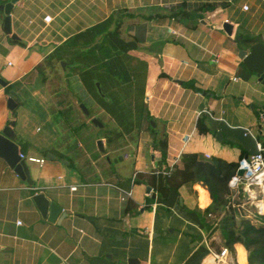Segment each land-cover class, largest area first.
Wrapping results in <instances>:
<instances>
[{
	"label": "crops",
	"instance_id": "0c3cea01",
	"mask_svg": "<svg viewBox=\"0 0 264 264\" xmlns=\"http://www.w3.org/2000/svg\"><path fill=\"white\" fill-rule=\"evenodd\" d=\"M4 19L0 11L6 83L0 134L14 122L20 155L45 162L28 164L30 186L0 158V264H211L208 248L220 249L224 240L219 232L208 237L198 213L212 204L208 191L172 180V189L158 193L135 177L166 167L174 172L184 154L237 163L264 146V0H19L11 13L14 39ZM93 31L100 33L95 44L108 34L130 71L145 80L153 121L123 142L91 135L89 129H103L92 114L64 118L65 130L53 119L65 110L81 112L84 103L70 92L67 72ZM77 79L96 117L102 111L108 122L85 80ZM11 92L26 97L15 110L8 108ZM200 121L207 134H200ZM164 140L165 162L155 147ZM112 159H119L115 166ZM37 194L63 210L55 222L41 216L32 200Z\"/></svg>",
	"mask_w": 264,
	"mask_h": 264
},
{
	"label": "trees",
	"instance_id": "16d2710c",
	"mask_svg": "<svg viewBox=\"0 0 264 264\" xmlns=\"http://www.w3.org/2000/svg\"><path fill=\"white\" fill-rule=\"evenodd\" d=\"M99 35L98 31H93L88 38L86 37L88 49L81 52L79 58L84 53L92 58H98V62L95 64L86 63L87 71H93L94 74L91 76L93 82L96 83L95 94L92 90L89 93H92V97L96 98L105 112L110 115L109 129L104 138L108 144H111L114 141L123 142L128 133L139 129L145 120L150 123L153 118L150 117L145 104L144 78L137 77L130 71L125 56L114 48L108 34L103 36L102 42L95 44ZM108 49L111 50V53H107ZM50 59L52 61L54 57H50ZM77 60L78 56L74 58L73 63H76ZM51 61L38 66V69L42 71L51 66ZM97 84H99V88ZM6 90L9 92L11 87ZM80 103L83 102L80 100ZM84 105L88 108L85 102ZM89 111L92 114L90 109ZM128 112H130V117L127 115ZM73 113L80 115L81 112L69 109L56 113L53 119L56 124L60 125V129L65 130L63 119H74ZM98 120L105 129V124L99 118ZM150 129L153 130L151 125ZM198 129L202 135L209 132L202 121L199 122ZM154 135L156 134L154 133ZM155 147L160 148L163 162H165L168 149L167 141L155 142ZM239 162L230 163L219 158L206 159L198 154H184L181 157L180 169L176 167L174 172H171L166 167L161 171L152 172L149 174L150 177L143 176L141 180L142 175L137 174L135 184H141L142 181L147 182L158 193L164 188L172 189V180L180 181L183 185H201L208 191L212 200L211 206L205 212L198 211L202 224L209 231L208 237L211 238L215 233L220 232L224 246L230 250L234 248V244H242L248 253V264H264V216H256V223H254L239 214L233 207V194L229 188V182L235 176ZM235 203L239 204L238 201ZM239 216L241 220L238 222Z\"/></svg>",
	"mask_w": 264,
	"mask_h": 264
},
{
	"label": "water",
	"instance_id": "95a60500",
	"mask_svg": "<svg viewBox=\"0 0 264 264\" xmlns=\"http://www.w3.org/2000/svg\"><path fill=\"white\" fill-rule=\"evenodd\" d=\"M19 2V0H10L9 3L0 5V11L4 14V25L3 29L6 32L8 36H11L12 39L16 38L12 34V19H11V13L14 8V6ZM229 33H231V28L229 30ZM63 67L65 64H62ZM264 77L262 78V80ZM0 85L5 87L6 83L0 79ZM97 87L99 88V84H97ZM16 101H21L20 97L15 93H10V98L8 100V108L10 110H15L18 106V103ZM80 110L83 113L84 116L87 118L91 117V113L88 110V108L84 105H80ZM92 123L100 128L103 127V125L99 122L98 119L93 118ZM15 123L13 122L11 125L4 128L2 134H0V158L5 160L9 167L14 171V173L20 178L21 181L27 183L30 186L34 185V182L32 181L31 175H30V167L28 166L26 160L22 159L20 157V153L18 150V146L15 143L16 141V135L14 132ZM220 135V134H219ZM99 150L101 152H104L103 142L99 141L98 143ZM245 159H248L245 158ZM245 173V170L240 169L237 172V175L239 177H242ZM151 191L150 188L147 189V193ZM246 201L249 200V196L247 193L243 194ZM35 206L39 210L41 216L44 219H48L49 222H55L54 218H56V215L60 213V215L63 214V210L55 203L50 202V200L47 198L45 194H37L33 196L32 198Z\"/></svg>",
	"mask_w": 264,
	"mask_h": 264
},
{
	"label": "rangeland",
	"instance_id": "374dc122",
	"mask_svg": "<svg viewBox=\"0 0 264 264\" xmlns=\"http://www.w3.org/2000/svg\"><path fill=\"white\" fill-rule=\"evenodd\" d=\"M106 51H107V53H111L110 49H108ZM87 62L91 63V64H95L96 62H98V58H92V57L88 56L87 53L86 54L84 53L83 55H81L80 58H79V55H78V60L76 61V63H73V64L68 66L69 70L67 72V75L68 76L70 75L71 77L67 81L69 83L68 85L70 86L69 87L70 92L73 93V95H75L76 100H81L83 103L85 102V104L91 110L92 115H94L95 118H99L100 121H102L105 124V129H97V131L95 129H93V128L89 129V130H91L90 134L95 137L97 135L101 136V135H104V133H106V131L109 129L108 122L111 121V120L109 119V121L107 122L106 120H107L108 117H106V115H102L103 114L102 111H99L98 114H100V115H99V117H96L97 116L96 112L93 110L92 105H91L92 102L89 101L87 96L83 95L84 94L83 91L78 92V91H80L79 88L82 90L84 84L83 85L80 84L77 78H79L80 81H83V79H85L86 82H84V81L83 82L86 83L85 90L87 91V93H89V91L92 90V92L95 94L96 83L93 82L94 80L92 79V76H91L94 73H93V71L92 72L91 71H89V72L87 71V67H86V63ZM60 65L63 68V65L61 63H60ZM75 74H78L79 76L75 75ZM74 76H78V77H74ZM51 82H53L55 85H57L59 83L57 78H52ZM21 97L24 98V102H25L26 97L25 96H21ZM22 98H20V99L22 100ZM57 101L58 102L61 101V98L60 99L56 98V102ZM20 107H22V106H19V108ZM127 115H128V117H130V112H128ZM79 118L82 119V120H88L89 119L86 116H84L82 112L80 113ZM59 132H60V134L62 133L61 130H59ZM117 161H119V159L115 160V161L112 159L113 166H115ZM83 165H85V164L83 163ZM252 189L255 190L254 187ZM200 192H201V196H202V199H201L202 206H206L207 200L204 197L205 192L203 191V189H200ZM232 198H233V196H232ZM236 198H237V201L240 203V205H243L245 203V198H244V196H243L241 191L236 195ZM254 201H256V200H254ZM254 201H250L246 205L245 209L247 211H245V210H243L242 208H239V207H236L235 209L239 212V214L242 211L241 214L245 218L250 219L254 223H256L255 220H256V216H258V210L255 207V205H253ZM240 220H241V217L239 216L237 221L239 222ZM221 239L223 240L222 236H221ZM215 248L218 249V247H215ZM205 254H206V252H205ZM234 255H236V260H237L238 264H247V252L245 251V249L242 247V245L240 243H236L235 244V254H233V256Z\"/></svg>",
	"mask_w": 264,
	"mask_h": 264
},
{
	"label": "built area",
	"instance_id": "2783aa9c",
	"mask_svg": "<svg viewBox=\"0 0 264 264\" xmlns=\"http://www.w3.org/2000/svg\"><path fill=\"white\" fill-rule=\"evenodd\" d=\"M44 21L48 23L51 21V18L46 17ZM189 138V136H186L184 138V142H187ZM258 150L259 151L256 155L248 157V159H242L239 162L238 170L243 169L245 170V173L242 177H239L237 175V170L235 176H233L229 182V188L231 189V192L233 194V200H235L236 195L240 191L242 192V194H248L249 200L245 201L243 205H237L239 208L247 211L245 209L246 205L250 201H254L251 199L250 193L253 190L252 188L254 187L255 191L259 192V197L256 199V201L253 202V205H255V207L257 208L258 215L264 216V208L262 206H258L257 204V202L259 201L264 204V146L262 144H258ZM20 157L26 160L27 164H42L45 162L44 159H37L33 157L25 158L23 155H20ZM255 179H258V181L254 184ZM73 190L76 189L74 188ZM128 195L131 194L129 193ZM208 250L211 264H238L236 261V256H233L234 253L228 247L223 246L218 250L215 248H208Z\"/></svg>",
	"mask_w": 264,
	"mask_h": 264
},
{
	"label": "bare ground",
	"instance_id": "6f19581e",
	"mask_svg": "<svg viewBox=\"0 0 264 264\" xmlns=\"http://www.w3.org/2000/svg\"><path fill=\"white\" fill-rule=\"evenodd\" d=\"M257 181H258V179H255L254 184ZM250 193H251V199L252 200H256L259 197V192L255 191V190H252ZM257 204H258V206H262L264 208V206H263L264 204L262 202L259 201V202H257Z\"/></svg>",
	"mask_w": 264,
	"mask_h": 264
}]
</instances>
